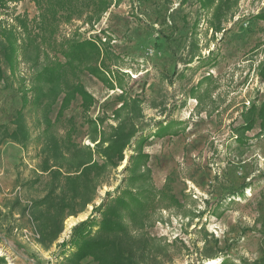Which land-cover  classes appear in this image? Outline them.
<instances>
[{
	"label": "rangeland",
	"instance_id": "374dc122",
	"mask_svg": "<svg viewBox=\"0 0 264 264\" xmlns=\"http://www.w3.org/2000/svg\"><path fill=\"white\" fill-rule=\"evenodd\" d=\"M54 1L20 0L0 11V125L17 133L0 145V264H60L73 227L126 184L135 142L102 173L93 205L43 241L50 225L36 202L57 185L53 171L76 175L98 160L96 145L131 115L130 107L116 112L123 91L142 100L135 123L149 135L144 169L180 202L151 208L143 229L127 220L134 236L155 238L153 264H264V129L260 121L241 129L252 105L264 103V21L255 18L264 0H239L220 19L197 0H122L98 21L90 0H71L70 11L57 12L55 35H40L36 20ZM73 38L110 39L118 58L109 65L122 73V88L110 90L56 53ZM79 87L94 101L78 96ZM158 122L179 133L153 137Z\"/></svg>",
	"mask_w": 264,
	"mask_h": 264
},
{
	"label": "trees",
	"instance_id": "16d2710c",
	"mask_svg": "<svg viewBox=\"0 0 264 264\" xmlns=\"http://www.w3.org/2000/svg\"><path fill=\"white\" fill-rule=\"evenodd\" d=\"M17 1L20 0H0V11L6 10L10 2ZM54 2L49 11L43 12L36 20V28L40 35L53 37L59 25L57 12L70 11L72 8L71 0H55ZM121 2L122 0H90L93 7L90 18L97 17L98 21L109 8ZM197 2L200 3L203 11L214 10L213 16L220 19L227 17L238 5L239 0H197ZM255 18L264 21V14H259ZM215 28L220 31L219 24L215 25ZM106 42L108 43H104L100 38H73L60 44L55 51L73 68L87 71L110 90H115L116 86L122 88L123 75L120 72L111 71L109 62L112 58L118 57L109 47L110 39ZM76 94L94 101L93 96L84 87L77 88ZM125 96L124 91L119 95L118 100L122 105L116 112L129 110L130 107L131 115L121 120L116 127H112L110 135L103 136L100 143L96 145L95 152L98 160L82 168L76 175L63 177L60 172L53 171L54 179H58L57 185L52 187L44 199L35 204L34 211L40 210L43 219L50 225L47 229L50 231L49 235L45 233L43 241L49 237L50 240L56 239L68 217L84 212L89 205H93L97 189L101 184L102 173L109 168H116L118 163L124 160V151L135 142L136 145L133 148L137 154L130 158V163L126 167L125 171L131 172L125 181L126 184L118 187L115 194L107 192L104 201L94 205L91 215L73 227L69 241L61 246L64 258L60 264H88L84 263L88 259L98 264H153L159 256L155 238L134 236L127 220L135 226V230L143 229L151 208H169V205H165L166 202L180 205L179 200L172 195L169 188L156 189L150 170L144 169L150 156L142 152V147L149 139V135L148 131L138 129L135 123L136 120L144 118L142 100L138 97L126 100ZM68 106V99L65 97L62 109ZM258 121L264 129V103L259 108L252 105L246 112L245 125L241 127L242 134L252 130ZM171 124L178 125L176 122ZM155 128L157 131L153 137L162 138L179 133V131H171L169 125L164 126L163 122L156 123ZM16 138V131L10 133L6 126L0 125V145L5 139ZM62 177L65 185L61 198L56 195V191L61 187ZM36 220L41 219L36 218ZM43 228L41 231H45ZM67 250L69 253L65 254Z\"/></svg>",
	"mask_w": 264,
	"mask_h": 264
}]
</instances>
